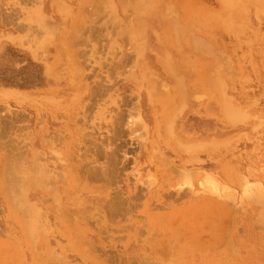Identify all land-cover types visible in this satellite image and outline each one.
Segmentation results:
<instances>
[{"label":"rangeland","instance_id":"1","mask_svg":"<svg viewBox=\"0 0 264 264\" xmlns=\"http://www.w3.org/2000/svg\"><path fill=\"white\" fill-rule=\"evenodd\" d=\"M0 264H264V0H0Z\"/></svg>","mask_w":264,"mask_h":264},{"label":"bare ground","instance_id":"2","mask_svg":"<svg viewBox=\"0 0 264 264\" xmlns=\"http://www.w3.org/2000/svg\"><path fill=\"white\" fill-rule=\"evenodd\" d=\"M215 144H216V143H215ZM218 144L222 145V143H218ZM218 144H217V145H218ZM225 224H226V222H225ZM226 225H227V224H226ZM223 228H224V227H223ZM222 230H223V229H222ZM222 230H221V231H222ZM224 232H225V231H224Z\"/></svg>","mask_w":264,"mask_h":264}]
</instances>
